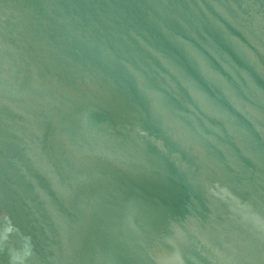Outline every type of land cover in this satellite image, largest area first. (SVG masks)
Instances as JSON below:
<instances>
[{"label":"water","instance_id":"95a60500","mask_svg":"<svg viewBox=\"0 0 264 264\" xmlns=\"http://www.w3.org/2000/svg\"><path fill=\"white\" fill-rule=\"evenodd\" d=\"M0 264H264V0H0Z\"/></svg>","mask_w":264,"mask_h":264}]
</instances>
